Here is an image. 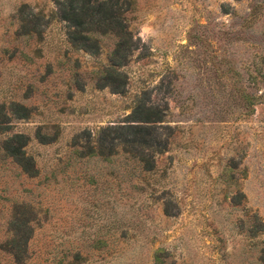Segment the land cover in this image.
<instances>
[{"label":"rangeland","instance_id":"obj_1","mask_svg":"<svg viewBox=\"0 0 264 264\" xmlns=\"http://www.w3.org/2000/svg\"><path fill=\"white\" fill-rule=\"evenodd\" d=\"M119 4L118 51L0 0V264H264V0ZM126 124L148 145L89 153Z\"/></svg>","mask_w":264,"mask_h":264},{"label":"trees","instance_id":"obj_2","mask_svg":"<svg viewBox=\"0 0 264 264\" xmlns=\"http://www.w3.org/2000/svg\"><path fill=\"white\" fill-rule=\"evenodd\" d=\"M122 0H54L57 7V13L61 20L65 21L70 27L69 37L72 44L87 49H96L97 41L93 34H114L118 40L117 50L124 48V45L130 41V33L127 30L125 19L122 14V6L119 4ZM264 62V59L262 60ZM113 65H117L113 63ZM22 107V106H21ZM139 108V107H138ZM149 115V114H147ZM136 118V117H135ZM143 121L149 120V116H145ZM135 121V120H134ZM121 129L126 131L111 135L104 133L98 142L97 147H90L89 153L101 156H110L116 153L114 140L122 138L121 143H134L139 145H148L146 139L150 132L147 127L138 124L121 125ZM16 138H24L23 135L10 137L4 142V150L12 156L24 171L32 170L34 164L32 159L28 157L22 150V143H15ZM158 147L160 146L159 144ZM162 147V146H161ZM128 151V150H126ZM139 157L142 153L140 151ZM143 160V158H139ZM149 165V164H148Z\"/></svg>","mask_w":264,"mask_h":264}]
</instances>
